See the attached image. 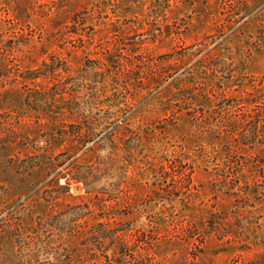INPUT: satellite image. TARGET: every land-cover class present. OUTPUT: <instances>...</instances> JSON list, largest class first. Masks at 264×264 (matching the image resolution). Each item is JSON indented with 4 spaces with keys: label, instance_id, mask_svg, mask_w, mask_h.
Returning <instances> with one entry per match:
<instances>
[{
    "label": "rangeland",
    "instance_id": "1",
    "mask_svg": "<svg viewBox=\"0 0 264 264\" xmlns=\"http://www.w3.org/2000/svg\"><path fill=\"white\" fill-rule=\"evenodd\" d=\"M0 264H264V0H0Z\"/></svg>",
    "mask_w": 264,
    "mask_h": 264
},
{
    "label": "trees",
    "instance_id": "2",
    "mask_svg": "<svg viewBox=\"0 0 264 264\" xmlns=\"http://www.w3.org/2000/svg\"><path fill=\"white\" fill-rule=\"evenodd\" d=\"M69 184V183H68Z\"/></svg>",
    "mask_w": 264,
    "mask_h": 264
}]
</instances>
